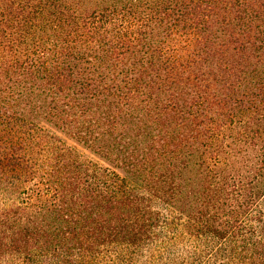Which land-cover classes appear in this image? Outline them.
<instances>
[{
  "label": "trees",
  "instance_id": "trees-1",
  "mask_svg": "<svg viewBox=\"0 0 264 264\" xmlns=\"http://www.w3.org/2000/svg\"><path fill=\"white\" fill-rule=\"evenodd\" d=\"M0 264H264V0H0Z\"/></svg>",
  "mask_w": 264,
  "mask_h": 264
},
{
  "label": "rangeland",
  "instance_id": "rangeland-1",
  "mask_svg": "<svg viewBox=\"0 0 264 264\" xmlns=\"http://www.w3.org/2000/svg\"><path fill=\"white\" fill-rule=\"evenodd\" d=\"M66 142L71 145V146H75L78 149L82 150L86 155L90 156V157H94L96 160H98V158H96L94 155H92L89 151L84 150L83 148H81L80 146H78L75 142H72L71 140H69L68 138H65Z\"/></svg>",
  "mask_w": 264,
  "mask_h": 264
}]
</instances>
